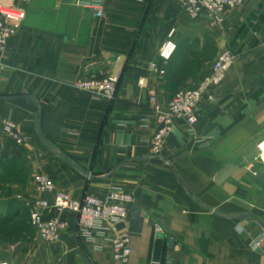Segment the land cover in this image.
Wrapping results in <instances>:
<instances>
[{
	"label": "crops",
	"instance_id": "1",
	"mask_svg": "<svg viewBox=\"0 0 264 264\" xmlns=\"http://www.w3.org/2000/svg\"><path fill=\"white\" fill-rule=\"evenodd\" d=\"M139 2L104 0L96 16L71 0H31L0 54V120L11 119L25 138L16 145L0 131V146L12 145L22 156L1 168L13 167L18 177L6 188L30 207L38 198L53 199L36 191L35 174L76 200L129 192L128 261L112 260L111 232L94 230L84 241L74 214L54 210L49 214L65 222L58 241L32 230L15 249L0 247V261L264 264V0L226 9L216 28L182 12L190 29L206 31L218 50L228 47L235 58L213 100L200 104L194 134L175 121L153 156L148 149L157 123L149 92L164 104L194 85L212 60L200 53L203 37L192 34L179 39L163 65L157 51L170 28L178 33V5ZM152 62L165 73L151 70ZM108 76L120 78L110 101L73 87L77 79Z\"/></svg>",
	"mask_w": 264,
	"mask_h": 264
},
{
	"label": "built area",
	"instance_id": "2",
	"mask_svg": "<svg viewBox=\"0 0 264 264\" xmlns=\"http://www.w3.org/2000/svg\"><path fill=\"white\" fill-rule=\"evenodd\" d=\"M31 0H0V54L6 50L8 41L14 37L22 24L26 14V6ZM79 6L91 8L96 16L103 13L104 0H72ZM185 16L192 20H205L210 28H216L223 23V14L226 9L243 4L244 0H174ZM178 46L177 31L170 28L157 51V58L165 65L174 55ZM234 53L228 47H223L215 54L207 65L204 73L190 87L177 90L164 104L154 92H149L148 101L155 114L157 128L149 141V154L157 155L164 140L171 133L174 123L182 120L187 126V132L194 134V126L198 119L200 104L203 100L212 101L213 91L225 79L227 72L234 62ZM150 68L158 75L164 74V66L156 62L150 63ZM119 76L102 78L77 79L73 87L86 91L97 98L112 100L116 94ZM142 84V81H139ZM0 131L16 145H21L25 138L18 131L16 124L9 118L0 120ZM201 142V140H197ZM33 183L37 192L53 193L49 202L46 198L36 199L30 207L29 224L37 236L49 242L58 241L65 228V222L56 215H50L51 210L69 211L75 216V227L78 238L88 241L92 239L94 230L111 232V258L114 262L126 263L130 257V235L125 228L129 204L133 197L129 192L112 189L104 196L98 197L89 194L80 200L73 199L69 193L54 192L53 181L45 174L33 175ZM120 223L124 227L117 229ZM156 230H159L156 227ZM19 241L5 246L4 252L18 247ZM0 264H9L2 260Z\"/></svg>",
	"mask_w": 264,
	"mask_h": 264
},
{
	"label": "rangeland",
	"instance_id": "3",
	"mask_svg": "<svg viewBox=\"0 0 264 264\" xmlns=\"http://www.w3.org/2000/svg\"><path fill=\"white\" fill-rule=\"evenodd\" d=\"M187 23L188 20H186V17H184L180 7L178 6L177 40L179 41V39L184 37L192 38L193 35L196 34L202 36L204 42L202 51H200V53L205 59L207 58V60L211 61L213 56L218 52L217 46L206 34V31L198 29L194 30L193 28L190 29L191 25H189L190 23L187 25ZM260 160L264 163L263 156ZM12 168L9 167L2 171L0 167V220L6 219L8 215H15L17 221H15V226L11 227L12 229L7 228L4 230V228H0V237L2 234L3 237H5L4 239L0 240V247L16 241V237L19 233L23 236L30 231L32 232V228L29 224L30 206L25 202L24 199L12 196V192H9L6 188V183H9L14 179L18 180V177L13 175L14 170H12Z\"/></svg>",
	"mask_w": 264,
	"mask_h": 264
},
{
	"label": "trees",
	"instance_id": "4",
	"mask_svg": "<svg viewBox=\"0 0 264 264\" xmlns=\"http://www.w3.org/2000/svg\"><path fill=\"white\" fill-rule=\"evenodd\" d=\"M143 1L144 0H142V2H139V4L142 5ZM177 51H178V46H177V49H176L174 55L176 54ZM174 55L172 56V58L174 57ZM172 58L167 62V64L172 60ZM164 73H165V69H164ZM119 83H120V78L118 79L117 87H118ZM117 87H116V90H117ZM21 158H22V156L16 147L9 145V144H4L3 146H0V167L1 168H3L5 162L20 160ZM15 221H17L15 215H8V217H6V219L0 220V228H4V230H6L7 228L12 229L11 227L15 226ZM29 233L30 232H28L26 235H23V236L19 233L16 237V241H14V242L21 241L27 235H29ZM4 238L5 237H3V234H2L0 237V240H2ZM14 242H12V243H14ZM12 243H10V244H12ZM7 245H9V244H7ZM7 245H4L3 248Z\"/></svg>",
	"mask_w": 264,
	"mask_h": 264
},
{
	"label": "water",
	"instance_id": "5",
	"mask_svg": "<svg viewBox=\"0 0 264 264\" xmlns=\"http://www.w3.org/2000/svg\"><path fill=\"white\" fill-rule=\"evenodd\" d=\"M26 98L30 99L29 96H26ZM123 227H124V224H123V223H120V224H118V225L116 226L117 229H121V228H123ZM172 244H173V240H172V239H169V240H168V246H169V247H172Z\"/></svg>",
	"mask_w": 264,
	"mask_h": 264
}]
</instances>
